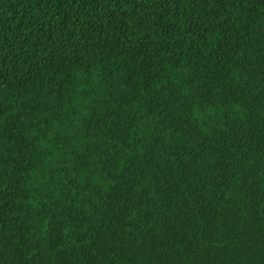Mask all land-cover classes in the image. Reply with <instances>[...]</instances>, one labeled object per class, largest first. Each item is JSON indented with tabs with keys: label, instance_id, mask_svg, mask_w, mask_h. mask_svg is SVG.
I'll return each mask as SVG.
<instances>
[{
	"label": "trees",
	"instance_id": "trees-1",
	"mask_svg": "<svg viewBox=\"0 0 264 264\" xmlns=\"http://www.w3.org/2000/svg\"><path fill=\"white\" fill-rule=\"evenodd\" d=\"M0 264H264V0H0Z\"/></svg>",
	"mask_w": 264,
	"mask_h": 264
}]
</instances>
